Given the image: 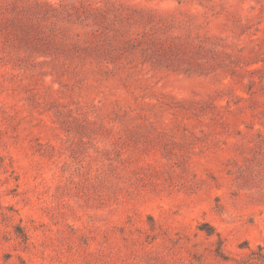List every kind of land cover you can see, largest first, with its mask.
<instances>
[{
	"label": "rangeland",
	"instance_id": "1",
	"mask_svg": "<svg viewBox=\"0 0 264 264\" xmlns=\"http://www.w3.org/2000/svg\"><path fill=\"white\" fill-rule=\"evenodd\" d=\"M0 264H264V0H0Z\"/></svg>",
	"mask_w": 264,
	"mask_h": 264
}]
</instances>
